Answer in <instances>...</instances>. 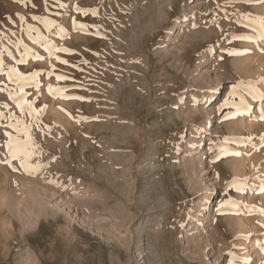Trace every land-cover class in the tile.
<instances>
[{
    "label": "rangeland",
    "instance_id": "rangeland-1",
    "mask_svg": "<svg viewBox=\"0 0 264 264\" xmlns=\"http://www.w3.org/2000/svg\"><path fill=\"white\" fill-rule=\"evenodd\" d=\"M262 24L264 0H0V264H264Z\"/></svg>",
    "mask_w": 264,
    "mask_h": 264
},
{
    "label": "bare ground",
    "instance_id": "bare-ground-1",
    "mask_svg": "<svg viewBox=\"0 0 264 264\" xmlns=\"http://www.w3.org/2000/svg\"><path fill=\"white\" fill-rule=\"evenodd\" d=\"M196 18V17H195ZM194 18V20L196 21L195 22V24H194V22L192 23V24H194V25H197V23H198V20H196ZM192 24H190V25H192ZM181 25V23H179L178 21L177 22H175V24L172 26V28H171V32H169L168 33V41H170V40H173L174 39V32L178 29V27ZM217 44V43H216ZM215 92L216 91H214V92H211L209 95H211V96H214L215 95ZM123 104V103H122ZM123 113V112H122ZM121 114V113H120ZM120 131V130H119ZM205 138V137H204ZM206 140V139H205ZM205 207H206V205H205ZM208 210H209V207L207 206L204 210L202 209V211H201V213H199L198 215H196V216H198V219H202L203 217H205V215L208 213ZM195 216V217H196ZM192 219V218H191ZM204 224H205V227H209V225H208V222L207 221H205L204 222ZM205 227H204V229H205ZM252 246H253V244H252ZM251 257V251H249V252H247V255L243 258V259H245V261L246 260H248L249 258ZM252 264H257V261H255L254 263H252Z\"/></svg>",
    "mask_w": 264,
    "mask_h": 264
},
{
    "label": "snow or ice",
    "instance_id": "snow-or-ice-1",
    "mask_svg": "<svg viewBox=\"0 0 264 264\" xmlns=\"http://www.w3.org/2000/svg\"><path fill=\"white\" fill-rule=\"evenodd\" d=\"M248 2H252V0H248ZM261 28L264 29V24L261 25ZM262 38H264V33H262ZM64 51H67V49H64ZM64 63H67V62L65 61ZM61 78L66 79V77H57V79H61ZM69 98H71V97H69ZM75 98L76 99H84L83 97H75ZM9 127H11V125H9ZM7 135H10V134H7ZM8 148L10 150V154H11L12 158L13 159L19 158L20 159V162H21V166L27 167V162H26V159L25 158L27 156H29L30 153H28L27 151H23L18 156V154H17L18 149H14V145H13L11 139L9 140ZM183 226H184L183 224L180 225V227H183Z\"/></svg>",
    "mask_w": 264,
    "mask_h": 264
}]
</instances>
